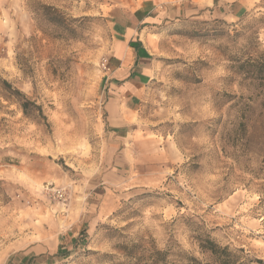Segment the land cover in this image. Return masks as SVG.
Instances as JSON below:
<instances>
[{
  "label": "rangeland",
  "instance_id": "obj_1",
  "mask_svg": "<svg viewBox=\"0 0 264 264\" xmlns=\"http://www.w3.org/2000/svg\"><path fill=\"white\" fill-rule=\"evenodd\" d=\"M203 2L0 0V264L74 223L46 264H218L206 236L264 262V0ZM142 9L153 77L113 134L102 64Z\"/></svg>",
  "mask_w": 264,
  "mask_h": 264
},
{
  "label": "crops",
  "instance_id": "obj_2",
  "mask_svg": "<svg viewBox=\"0 0 264 264\" xmlns=\"http://www.w3.org/2000/svg\"><path fill=\"white\" fill-rule=\"evenodd\" d=\"M224 2L225 0H204L203 3L209 8ZM229 6L236 13L242 9L243 3L231 0ZM195 11L199 13L200 7ZM156 13L158 11L142 9L130 16L125 15L121 38L115 41L103 63L106 74L103 114L105 125L113 134L129 127V114L138 107L140 95L153 77V61L148 45L152 41L151 30L155 28L153 24L158 23L161 17ZM72 225L75 233H67L63 241L34 244L14 250L4 264H46L54 254L68 253L74 245L76 235L81 231L76 223Z\"/></svg>",
  "mask_w": 264,
  "mask_h": 264
},
{
  "label": "trees",
  "instance_id": "obj_3",
  "mask_svg": "<svg viewBox=\"0 0 264 264\" xmlns=\"http://www.w3.org/2000/svg\"><path fill=\"white\" fill-rule=\"evenodd\" d=\"M242 67V66H241ZM250 71L252 74L256 75L259 79L261 86L264 87V57H261L255 63L250 65ZM199 247L202 251H205L210 254V256L217 260L218 264H245L241 262H236V256L229 251L228 247L218 246L209 236H206L202 241L200 240ZM160 255H165V253H160ZM193 264H200L194 258L188 260ZM164 262V260H163ZM258 264H264L261 260H256Z\"/></svg>",
  "mask_w": 264,
  "mask_h": 264
},
{
  "label": "built area",
  "instance_id": "obj_4",
  "mask_svg": "<svg viewBox=\"0 0 264 264\" xmlns=\"http://www.w3.org/2000/svg\"><path fill=\"white\" fill-rule=\"evenodd\" d=\"M103 68H104V64H102ZM51 192H52V196L54 198H57V199H62L64 198V192L62 189H56V188H53L51 189Z\"/></svg>",
  "mask_w": 264,
  "mask_h": 264
}]
</instances>
